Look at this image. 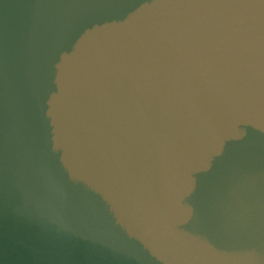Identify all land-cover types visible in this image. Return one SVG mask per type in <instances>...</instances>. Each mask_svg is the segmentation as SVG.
Returning a JSON list of instances; mask_svg holds the SVG:
<instances>
[{"label":"water","instance_id":"water-1","mask_svg":"<svg viewBox=\"0 0 264 264\" xmlns=\"http://www.w3.org/2000/svg\"><path fill=\"white\" fill-rule=\"evenodd\" d=\"M189 21L251 47L162 154L70 105L101 53ZM0 264H264V0H0Z\"/></svg>","mask_w":264,"mask_h":264},{"label":"clouds","instance_id":"clouds-1","mask_svg":"<svg viewBox=\"0 0 264 264\" xmlns=\"http://www.w3.org/2000/svg\"><path fill=\"white\" fill-rule=\"evenodd\" d=\"M249 47L242 36L190 21L151 35L131 33L100 54L85 88L86 99L73 96L70 105L90 106L93 127L114 144L162 154L177 113H194L202 86L222 84L235 75L242 65L231 61ZM224 56L229 57L227 67ZM121 223L127 236L116 235V250L131 252L139 231L128 220Z\"/></svg>","mask_w":264,"mask_h":264}]
</instances>
